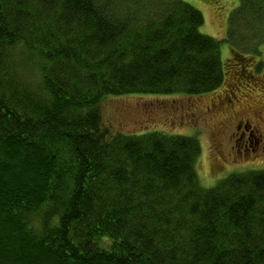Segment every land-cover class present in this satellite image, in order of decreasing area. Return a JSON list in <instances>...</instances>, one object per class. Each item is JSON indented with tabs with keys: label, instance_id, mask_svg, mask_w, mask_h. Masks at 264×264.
<instances>
[{
	"label": "trees",
	"instance_id": "1",
	"mask_svg": "<svg viewBox=\"0 0 264 264\" xmlns=\"http://www.w3.org/2000/svg\"><path fill=\"white\" fill-rule=\"evenodd\" d=\"M237 2L229 35L264 28V0ZM204 21L183 0H0V264H264V170L209 188L197 137L105 121L109 99L231 80Z\"/></svg>",
	"mask_w": 264,
	"mask_h": 264
},
{
	"label": "rangeland",
	"instance_id": "2",
	"mask_svg": "<svg viewBox=\"0 0 264 264\" xmlns=\"http://www.w3.org/2000/svg\"><path fill=\"white\" fill-rule=\"evenodd\" d=\"M183 1L204 14L201 32L222 42V60L231 80L206 97L174 94L109 99L104 115L107 125L126 133L149 130L197 137L201 152L196 169L201 183L211 188L233 173L264 170V146L257 148L255 139L249 145H237L236 141L238 125L248 119L264 145V28L252 24L250 29L246 21L239 20V34L229 35V18L238 7L237 0ZM237 76L241 82L236 80ZM226 79L227 75L225 82ZM142 106L145 114L140 113ZM257 116L261 117L262 128L254 121Z\"/></svg>",
	"mask_w": 264,
	"mask_h": 264
},
{
	"label": "flooded vegetation",
	"instance_id": "3",
	"mask_svg": "<svg viewBox=\"0 0 264 264\" xmlns=\"http://www.w3.org/2000/svg\"><path fill=\"white\" fill-rule=\"evenodd\" d=\"M236 83H237V81H236ZM260 119H261L260 116H257L254 119V121L258 123L259 127H261V125H260L261 120ZM245 121L246 122L244 124H240L239 123L240 125H238V127H237L238 130H239V137L236 140L237 141V145H239L240 142H244L245 144L248 143V145H249V143H252L253 144V140L255 139L256 145H257L256 147L257 148H260L261 145L263 147L264 145L263 144H260L261 139H259L257 137V135L255 134V131L257 130V129H254L253 128L255 125H252L250 123V120H248V119H245ZM245 150H247V149H245ZM253 150H255V149L253 148ZM243 151H244V149H243Z\"/></svg>",
	"mask_w": 264,
	"mask_h": 264
}]
</instances>
